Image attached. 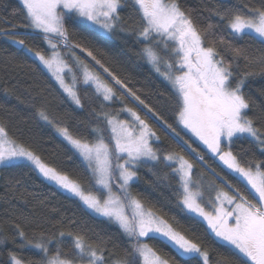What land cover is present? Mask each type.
I'll return each mask as SVG.
<instances>
[{"label": "snow or ice", "instance_id": "obj_1", "mask_svg": "<svg viewBox=\"0 0 264 264\" xmlns=\"http://www.w3.org/2000/svg\"><path fill=\"white\" fill-rule=\"evenodd\" d=\"M210 5L206 10L218 20L200 27L180 0H17L12 15L20 22L4 20L9 26L0 30L17 46L9 61L31 58L35 69L54 81L51 92L30 95L29 106L66 142L68 159L78 157L80 164L72 172L57 166L41 154L34 138L10 132L9 122L0 118V165L38 174L76 200L86 215L114 226L126 243L120 247L75 218L34 222L21 215L0 227V245L12 246L3 264H264V159L256 158L257 151L264 157V99L258 102L246 91L250 81L264 77V0L255 7L247 2L241 7L240 0H210ZM78 27L97 38L124 37L125 45L133 38L139 46L134 54L165 82L171 123L141 99L128 77L114 70L111 59L87 37L86 43L72 39ZM38 36L46 49L33 47ZM80 85L91 90L93 103H100L73 127L70 113L60 114L52 105L58 100L74 105L73 112L82 111ZM45 92L55 95L50 99ZM128 100L136 107H128ZM114 102L125 106L112 111ZM121 113L131 119H120ZM160 132L176 148L158 147ZM238 140L249 147L234 152ZM190 141L218 158L235 183L214 168L208 175L196 174L197 164H207ZM145 167L154 186L166 183L172 190L181 213L194 223L206 222L205 235L225 249L215 260L202 238L177 230L145 206L139 191L133 194ZM8 185L15 191L21 180L10 178Z\"/></svg>", "mask_w": 264, "mask_h": 264}, {"label": "trees", "instance_id": "obj_2", "mask_svg": "<svg viewBox=\"0 0 264 264\" xmlns=\"http://www.w3.org/2000/svg\"><path fill=\"white\" fill-rule=\"evenodd\" d=\"M181 5L186 10L192 11L193 19L198 23V26L203 27L208 23H216L218 17L210 16L206 7L211 6L210 0H180ZM218 2V0H213ZM250 3V6L255 7L260 3V0H240L241 7L243 3ZM228 3H236V0H228ZM17 6V0H0V30L7 28L9 25L2 23L4 20H10L12 23H19L20 16L12 15V10ZM130 9L125 10L123 15L127 18ZM73 29L70 26L69 31ZM90 40V46L99 49L110 58L112 67L121 76H126L129 79V86L133 90H138L137 94L144 99L146 103L154 107L161 115L172 122V113L167 104V89L165 82L157 77L152 72L150 66L143 60H140L134 53L138 45H133V38L128 37V44H124V37L114 36L111 39L97 38L91 32L86 31L83 27H78L76 34L73 35L74 41L86 43ZM15 45L5 36L0 35V118L6 119L9 122L10 132L21 131L25 140L34 138L39 143L41 154L52 163L64 170L72 172L80 164L78 157H73L71 160L68 156L71 155L66 149V142L59 137L53 128L45 125L43 122L35 118V109L29 106V97L41 89H51L55 87L54 81L46 75H41L39 70L35 69L33 60L31 58H21L17 56L15 61H9V57L16 52ZM33 47L37 49H46L42 37H36ZM78 52V50H77ZM90 59V58H89ZM23 64V67L18 65ZM5 88L13 89L14 93L9 95L5 92ZM261 90H264V77H257L250 81L246 91L259 102L264 97H261ZM45 92L46 96H54L55 93ZM79 92L84 99L85 107L82 111L75 112L72 109L75 107L70 103L60 105L59 101H53V108L60 114L70 113L69 123L73 127L77 125L78 120H85L88 118V113L92 107H97L100 101L92 102L89 97L92 96L91 90L83 85L79 86ZM88 96L85 97V93ZM19 97V99H18ZM128 107H136L131 100L126 101ZM120 102H114L109 107L112 111L124 107ZM108 110V109H106ZM140 112L141 117H144V112L140 108H136ZM120 118L124 119L126 116L120 114ZM149 123H153L149 121ZM161 143L158 147L165 149L176 148V145L164 136L162 132ZM183 134V133H182ZM187 139V136L185 137ZM192 146L197 148V151H203L207 168H214L220 173L224 179L230 183H235L232 176L223 169V166L206 150L198 147L197 142H192ZM246 140H238L233 145L234 152H240L242 148H248ZM246 158H251V153ZM256 158L264 159L256 152ZM200 168L202 166L197 164ZM203 169V168H202ZM204 170V169H203ZM22 170L16 167L0 166V227H8V221L17 216H28L34 222H40L49 218L50 221L59 219L63 215L67 219L75 218L80 222V225L100 232L105 236H111L114 244L123 247L126 241L117 235V230L114 226H108L101 219L93 218L91 215H86L78 202L74 199L68 198L67 194H62L61 191L55 189L48 182L43 181L38 174L28 173L24 175ZM208 171V170H207ZM206 170L204 172H207ZM140 180L132 185L133 194L139 191L142 197L146 199V207L153 208L158 215L164 216L169 220L173 226L180 231L185 232L190 238H202V242L210 250L212 259L215 260L217 255L224 252L225 249L213 244L212 240L205 235L206 224L201 221L194 223L188 214L181 213L176 205V198L172 194V190L167 187L166 183L153 185L154 177L147 167L142 168L139 172ZM17 178L21 180V185L15 191H9L8 181L10 178ZM220 185V181H217ZM57 209L56 213H52V209ZM175 216L176 219L172 220ZM191 230V231H189ZM149 245L159 247L157 241L145 240ZM11 245H0V264L7 257V249ZM163 252L174 256L168 248H163ZM179 260V257H176ZM181 264H184L181 261Z\"/></svg>", "mask_w": 264, "mask_h": 264}, {"label": "rangeland", "instance_id": "obj_3", "mask_svg": "<svg viewBox=\"0 0 264 264\" xmlns=\"http://www.w3.org/2000/svg\"><path fill=\"white\" fill-rule=\"evenodd\" d=\"M66 80H68L69 82H71V80H70V76L69 75H66ZM142 107V106H141ZM121 115L122 116H126V117H124V119H131V117L127 114V113H121ZM120 118V117H119ZM120 119H122V118H120ZM124 119H122V120H124ZM198 143V142H197ZM210 154V153H209ZM211 155V154H210ZM212 156V155H211ZM215 158V157H214ZM217 161H218V158H215ZM219 162V161H218ZM220 163V162H219ZM201 165V164H200ZM1 166V165H0ZM202 166V168L204 169H202V168H200L198 165L196 166V174H199L200 172H204L205 170L207 171L208 170V168L207 167H204L203 165H201ZM206 175H208L209 173H208V171L207 172H204ZM221 188H223V190H225V191H228L229 192V194H234L233 193V191H232V189H229V188H227L226 186L225 187H223L222 185H220L219 183H217ZM211 196L214 198L215 197V193L213 192V193H211ZM226 207H227V205H226ZM205 224H206V222H204ZM206 226H207V224H206ZM210 231V230H209ZM145 242V241H144Z\"/></svg>", "mask_w": 264, "mask_h": 264}]
</instances>
